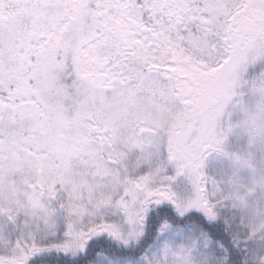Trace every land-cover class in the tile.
<instances>
[{"label":"snow or ice","instance_id":"1","mask_svg":"<svg viewBox=\"0 0 264 264\" xmlns=\"http://www.w3.org/2000/svg\"><path fill=\"white\" fill-rule=\"evenodd\" d=\"M0 264H264V0H0Z\"/></svg>","mask_w":264,"mask_h":264}]
</instances>
